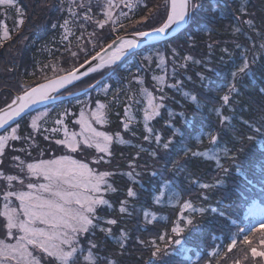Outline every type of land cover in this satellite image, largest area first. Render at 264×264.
Instances as JSON below:
<instances>
[{"label":"trees","instance_id":"1","mask_svg":"<svg viewBox=\"0 0 264 264\" xmlns=\"http://www.w3.org/2000/svg\"><path fill=\"white\" fill-rule=\"evenodd\" d=\"M49 1L53 8L60 9L57 6L58 0ZM46 2L48 1L34 0L20 5L26 15L31 12L37 17V14L46 11L44 9L48 4ZM43 3L46 5L44 6ZM200 4L201 7L195 12L192 22L173 39L157 46L143 48L132 54L111 68L113 70L111 76H104V72L109 68L103 69L100 71L101 74L100 72L94 73L62 93V95L78 93L79 90H75L78 88L81 90L84 83L92 84L104 76V79H101L102 83L107 80L112 82L111 92L117 91L118 95L114 98L112 93V97L108 98L111 102L107 109V126L112 131L117 130L121 125L120 117L125 110L127 95L136 92L139 88L136 78H141L145 87L153 88L150 72L153 66L147 65L143 55L155 47L176 45L171 48L175 49L176 55L170 61L172 73L169 83H174L175 79H179L182 82V91L176 92L165 88L170 98L164 101L166 107L161 109V116L150 124L153 131L161 135V144L157 145L154 136L145 141L143 137L146 133L142 125L135 123L132 128L135 134L133 141L141 147L115 145L113 149L119 165L112 175L116 192L111 197L112 208L109 210L103 208L98 213L103 218L115 219L117 223L111 225L110 236L102 237L100 231L99 233L96 231L94 237L100 246V254L114 260L116 264H204L207 253L224 244L226 237L235 231L231 220L234 219L240 225L249 223L252 217L246 216L247 209L257 203L264 206V150L257 145L249 144L247 140L243 142L245 153L240 155V160L243 162L240 172L243 175L236 174L235 167L224 157L223 151L220 153V165L231 168L226 176L215 161L206 160L201 156L192 157L191 153L188 157H184L186 149L204 151L210 147L207 140L200 144L197 143L195 136L201 131L219 132V147L235 151L239 147L236 140L246 131L242 122L258 120L261 115H264L262 112L264 97L258 95L256 91L260 82L264 80V49H260V44L264 43V0H200ZM242 8L245 12L243 15ZM52 16L46 14L45 18L50 19ZM61 16L62 14L57 17L58 20L62 18ZM238 16L241 19L238 20ZM13 17H15L14 10L10 9L7 17L0 14V19H4L6 24ZM244 20H251L252 24H244ZM27 25L25 22L18 35L12 34L17 43L27 37L23 45L19 47L20 52L16 56L20 64L15 65V81L12 83L21 81L29 87L38 85L66 74L89 59V54L100 50L96 48L93 53H87L77 62L74 59H72L74 62L72 60L70 62L68 49L72 47L70 46L71 40L65 42L61 40L58 22L55 28L44 19L41 25H35L34 22V26L30 28L33 31L24 34L25 37L22 38L20 35L24 33ZM127 28L124 26L115 36L108 37L109 43L116 38L117 34L122 36L129 33L130 28ZM236 28H240L241 31L235 33ZM95 43L98 44V41ZM74 44L77 43L72 45L75 46ZM237 44L241 47L237 48ZM253 50L258 57V62L253 67L254 77L238 85L240 95L236 97L232 94L235 99L230 111L222 106L223 101L220 97L228 92V84L234 67L239 65L243 55L251 58ZM1 53L2 49L0 57ZM185 56H190L192 59L186 62L183 59ZM195 61H200V63H195ZM72 63L75 64L71 66ZM53 66L56 68L55 72ZM128 66L140 69L137 73L133 72L135 68L127 72L125 67ZM7 71L4 69V72ZM198 74L207 79L201 81ZM0 82L3 81L0 80ZM183 92L189 93V96L185 97ZM85 94L55 103L48 108L62 109L67 104L73 111H77V108L72 107L71 104L83 99ZM191 95L197 96L202 107L197 108L191 103ZM216 108H220L222 114L229 117L225 127L219 124V118L215 113ZM169 111L174 114L172 117L169 116ZM181 112L193 122L191 127L186 126L181 117L177 115ZM27 118L28 116L17 123L22 130ZM168 123H171L173 127L169 128ZM173 129H179L182 134L172 137ZM170 137L174 142L165 150L162 145ZM153 152L156 153L155 157L151 155ZM134 154L137 155L134 165L139 174V181L130 182L120 172L124 170L123 168L127 166L126 164ZM124 161H126L125 165H123ZM177 162L183 165L178 170ZM194 180L213 185L217 181L224 183L215 188L201 189L198 184L193 183ZM165 183L168 184L166 193L169 189L177 193L181 197L180 204L188 200L193 203L194 207L204 209L203 212L191 214L194 223L185 226V231L179 237L171 232L174 222L180 217V207L177 201H169L165 197L161 203H156L154 199L159 194L161 185ZM129 188L134 191V197H128ZM204 196H207V199ZM122 201H126L124 213L119 210ZM221 211L229 214L227 220L219 215ZM145 213H148L147 217ZM153 215L156 217L155 220H152ZM183 215L188 216L189 213L185 212ZM148 220L152 222L148 223ZM180 223L183 226V221ZM122 232L126 235L120 238ZM161 235L165 236L166 241L180 239V246L161 242L159 239ZM152 241L162 248L167 247L172 255L154 260L151 256L153 248L150 242ZM121 242L124 245L123 248L120 247ZM236 255L238 256L239 253L237 252Z\"/></svg>","mask_w":264,"mask_h":264},{"label":"snow or ice","instance_id":"2","mask_svg":"<svg viewBox=\"0 0 264 264\" xmlns=\"http://www.w3.org/2000/svg\"><path fill=\"white\" fill-rule=\"evenodd\" d=\"M68 13V18L64 19L60 25L64 29L62 39H68L71 34L69 24H77L80 28L85 29L88 23L95 24L98 29H104L106 25L111 24V31L116 33L117 25L123 28L124 23L121 18L132 21L129 13L135 14L137 8L146 9L147 14L135 21V25H141L151 19L160 16V4L149 6L148 0H58V6L61 11L65 10ZM201 7L200 0H164L163 18L159 26L153 27L150 30H134L131 36L134 38H126L117 34L116 39L111 40L104 47H100L99 51L94 54H89L90 59L85 60L88 68L82 73L83 76H88L89 73H96L102 69H111L117 65L119 61L126 56L127 53L139 47V42L148 37L158 38L165 36L171 31H178L189 25L194 19L195 12ZM9 9H14L17 15L15 27L9 29L4 21H0V48L13 39V33L19 34L21 27L26 22L25 11L18 5V0H0V10L7 17ZM119 9V14L116 15ZM123 9H127L124 11ZM80 10V11H77ZM98 10V11H97ZM215 11V8H213ZM242 15L245 14L244 9H241ZM102 17V18H97ZM237 19H241L240 16ZM83 21V23H79ZM244 24H252L251 20H244ZM55 28L56 25L53 24ZM240 28L235 29V33H239ZM90 36H95L96 33H90ZM79 40L80 37H77ZM88 43L93 44V48L97 44L89 40ZM237 48L241 45L237 44ZM260 49H264V43L260 44ZM85 51L83 47L80 49ZM227 51V49H224ZM76 56L75 52H72ZM173 55H176L173 49ZM186 62L191 60L190 56L183 58ZM93 61H96L93 65ZM258 62V57L255 51H252L251 58L248 55H243L239 65L235 66L231 72V80L228 84V92L220 97L223 101V107L232 110V104L235 97L240 95L238 85L243 84L245 80H252L254 77L253 67ZM200 63V61H195ZM164 65V57L160 56L157 64L158 68ZM183 67V65H181ZM47 67V65H45ZM73 68L65 75H59L54 79H49L46 83H41L31 87H25L22 94L17 95L8 103L5 108H0V158L5 156V149L10 146V142L18 141L21 137L18 135V124L12 126L11 122L17 117L26 113L29 109L34 108L38 104H43L50 99H56L54 93L60 92L61 89H66L67 85L73 81L81 79L80 68ZM212 71V69H209ZM53 71H56L53 66ZM63 71V69H61ZM175 71V69H174ZM200 75V74H198ZM207 79L200 75V80ZM155 93L144 87V81L137 77L136 83L140 85L136 92H131L126 97V106L124 116L126 120H122L123 129L130 130V125L134 122L132 115L131 104L139 105L137 109L142 113V123L144 131L147 133L143 138L145 141L155 137L157 145L161 144V135L155 133L150 126V122L161 116V109L165 108L164 101L169 99L165 88L172 89L176 92L182 91V82L175 79L174 83H169L165 75H154ZM90 87H93L90 85ZM108 91L107 88L104 89ZM257 94L264 97V80H262L257 88ZM185 97L189 93H182ZM191 103L197 108L202 107L196 95L190 96ZM109 105L97 101L95 108L86 112L82 109L78 119L74 121L80 126L79 132H69L67 127L63 128L64 138L56 139L57 145H62L67 149L68 153H85V150H94L96 156L91 159V164L99 165L101 163H110L106 157H110L112 152L110 146L115 141L119 144H124L125 141L121 138L120 133L115 136L108 134L106 131L98 130L94 125L103 126L108 122L107 109ZM264 112V109H262ZM216 116L219 118L221 127L226 126L229 117L222 114L220 108L215 109ZM48 115L47 112H42L31 120L30 127L37 131L39 130L38 122ZM174 114L169 111V116ZM182 122L191 127L192 121L185 117V113H178ZM139 123L140 121H136ZM243 126L246 128L245 133L241 134L236 140L239 145L232 151L230 149L219 147L220 133L216 131H201L195 136L197 143H203L207 140L210 147L204 151H192L186 149L184 157H188L191 153L192 157L201 156L209 161H215L218 167L225 176L231 171L230 167H222L220 165V153L223 151L224 157L231 161L232 166L236 169L237 175H243L240 172L242 161L240 155L245 153L243 142L247 140L249 144L257 145L261 150H264V115H261L258 120L243 121ZM56 125H63V116L55 121ZM167 126L172 128L173 125L168 123ZM57 127L50 130L56 133L59 131ZM179 129H173L172 137L181 135ZM170 137L167 142L163 143L162 147L167 150L174 142ZM25 139H31L26 137ZM45 140L49 136L44 137ZM24 151V149H17ZM102 154V155H99ZM43 155V153H41ZM153 157L156 153H151ZM135 159V157L133 158ZM12 160L16 163L14 167L19 169V173L23 174V178L18 174H5L0 170V181L6 182V187L0 186V231L3 235L0 236V264H116V262L107 257H103L99 252V244L95 243L90 236L98 230L105 233L106 236L111 235V229L103 227V224L114 225L117 223L115 219H104L98 213V209L103 206L109 208L112 205L105 198L106 192H114L115 188L108 183L107 178L114 175L110 171H98L90 166L85 160L74 158L71 155L63 154L49 159H40L35 162H26L18 156H13ZM0 164L3 160L0 159ZM132 167V165H130ZM183 167L177 162V170ZM131 178L132 173H128ZM155 175V173H152ZM18 183L21 187L16 188L13 182ZM198 184L201 189L215 188L222 186L223 181H217L215 185L208 183ZM168 184L161 185L159 194L155 196V202L161 203L165 197L169 200L177 201L180 207V217L174 222L171 232L179 237L185 231V226L192 225L194 220L192 213L203 212L204 209L194 207L191 201L185 200L182 204L179 203L181 197L172 192L171 189L166 193L165 189ZM128 197H134V191L129 188ZM203 195V194H202ZM207 199V196H204ZM126 201L121 202L120 212L124 213ZM216 211V209H213ZM188 212V216L183 213ZM219 215L228 219L229 214L219 212ZM252 220L244 225L237 224L233 219L231 224L235 226V231L231 232L226 237V242L219 247L207 253V259L204 264H264V210L259 213L251 212ZM148 213H145V217ZM156 217L153 215L152 220ZM152 220H148L151 223ZM180 221H183V226ZM126 234L121 233L123 238ZM161 242L166 244L175 243L181 244L180 239L166 241L164 235L159 237ZM87 240V247L84 246V241ZM153 248L151 253L152 258L158 259L162 256H170L167 247L162 248L156 245L155 241L150 242ZM120 247L124 245L121 242ZM239 253L237 256L236 253ZM231 254V255H230Z\"/></svg>","mask_w":264,"mask_h":264},{"label":"rangeland","instance_id":"3","mask_svg":"<svg viewBox=\"0 0 264 264\" xmlns=\"http://www.w3.org/2000/svg\"><path fill=\"white\" fill-rule=\"evenodd\" d=\"M28 1H34V0H18V5H20L21 3L27 4ZM46 1H48V2H46V3H48L47 7L45 6L46 4L43 3V5L45 6L44 9L46 11H44L43 13H40L39 15L37 14V17H35L34 13L32 14L31 12L27 15L25 14L26 15V22L28 25H27L24 33H21L22 35H20V36H22V38H23V37H25L24 34H29L30 32H32L33 30H31L30 28L32 26H34L33 25L34 22H35V25H41L43 23V19H44V21L48 22L51 25V27H53V24L56 25V23L58 22V27H59L58 32H59L61 40H64L63 42H65L67 40H71L70 46H72V47H70L68 49V51L70 53V59H69L70 62L73 61L72 59H74V61L77 62L78 59L80 60V57L87 55V53H93V51L96 48L102 47L103 44H105V43L108 44L109 43L108 37L115 36V34L121 28V27H119V25H117V31H116V33H113L111 31V28H112L111 24L106 25L105 28L101 30V29H98L95 24L88 23L85 25V28H86V30H85V29L80 28L77 24L70 22L69 28L71 30V34L68 35V39H66V40L62 39V36L64 35V29L61 28L60 25L63 24L65 18H68V13L66 11V5H65V10L61 11V9L57 10L58 7L53 8L52 3L49 0H46ZM148 3H149L150 7L155 5V4L161 5L160 16L156 17L155 19H151L150 21H147L141 25H135V27H134L135 21L140 19L141 16L147 14L146 9L137 8L134 15L132 13H129V16L132 17L131 22H129L127 19L121 18L123 20L124 26L125 27L127 26L128 28H130V30H128L129 33L122 35V37L126 36V35H131V32L136 30V29H138V30H150L153 27L159 26V23L161 22V20L163 18L164 0H148ZM20 7H22V6L20 5ZM10 10H14V9H10ZM123 10L127 11V9H123ZM54 11H56V12H54ZM77 11H80V10H77ZM53 13H54V16H52ZM0 14H3L2 10H0ZM46 14L52 16V18H50V19L45 18ZM61 14H62V16H61L62 18L58 20L57 17L60 16ZM118 14H119V9L116 12V15H118ZM14 15H15V17H13L12 20L8 24H6L10 30L15 27V20L18 18L16 13H15V10H14ZM97 18H102V17H97ZM0 21H5V20L0 19ZM79 23H83V21H79ZM93 32H95L96 35L90 36L89 34L93 33ZM77 37H80V39L78 40ZM26 39H27V37L20 40L18 43H17V41H15L16 39H13V41L11 43L8 44V42H7L4 45V47L0 48V50L2 49V53H1V57H0V80L3 81L2 83L0 82V107L2 106V108H5V106L8 103H10L11 100L15 98V96L22 94V91L24 90L25 87H29L21 81H19L18 83L17 82L12 83L13 81H15V70H14L15 65L20 64L18 57L16 60V56H17L18 52H20L19 47L23 45V43L26 41ZM114 39H116V38H114ZM89 40H92L93 43L98 41L97 47L93 48V44L88 43ZM73 43H77V44H74L75 46H73L72 45ZM175 46L176 45L173 44V46H170V47H166V46H161V47H157V48L155 47L143 55V59L146 61L147 65L153 66L151 68L152 70H150V72L152 74L151 86L153 88H151V87L150 88L147 87V88L149 90L153 91L154 93H155V87H154L155 81L153 80L154 75H156V76L165 75L167 82L170 81V75L172 73L171 72L172 67L170 65V61L174 57L173 50L171 48L175 47ZM81 47H83L85 49V51H81L80 50ZM72 52H75L76 56H73ZM160 56L164 57V65L161 66V68H158L157 64L159 62ZM126 59H124V60H126ZM120 63H118V64H120ZM73 64H75V63H72L70 65L72 66ZM117 65H114L113 67H115ZM4 69H5V71H7V70L8 71L4 72ZM133 69H134L133 72L137 73L140 68L131 67V66H128L127 68L125 67V70L127 72H131V70H133ZM102 70H100V71H102ZM100 71H98V72H100ZM101 73L102 72H100L99 74H101ZM92 74H94V73H92ZM112 74H113V70H111V69H108L106 72H104V76H108V75L111 76ZM87 77H85L84 79H86ZM103 77L101 78L102 80L104 79ZM4 78H6V80ZM101 79L95 81L92 84H89L88 82L84 83L82 85L81 90L79 88L75 90V91L79 90L78 92H80V91L82 92V91L87 90L86 92H84V94L85 93L86 94L84 95L83 99L75 102L74 104L73 103L71 104L72 107L77 108V111H73V109L69 105L65 104V106H63L62 109L45 108V109H42V110H39V111H36V112L30 114L27 118L26 125H25L24 129L22 130V128L20 126L18 127V135L21 137V139L18 141L10 142V146L5 149V156L0 158L3 160V164H0V170H2L5 174L21 175L23 178V174L19 173V169L13 166L16 163L15 161L12 160L13 156H18V157H20L21 160H24L26 162H35V161H38L40 159H49V158H53V157H56L59 155L68 154V155L73 156L74 158L85 160L86 162H89L90 166L96 168L98 171H105L106 170V171H110V172L115 173L116 170H114V169L119 167L118 162H117L116 157L114 156V152H113L115 145H118L119 147H123L125 145H134L137 147H141V145L134 143L133 136H135V134L133 133V130H132L135 123H137L136 121H140L139 123L142 125L143 130H144V126L142 123V113L137 110L139 108V105H136L135 103L131 104L134 122L130 125V130H128V131H125L123 129L122 123H121L120 127L114 131H112L107 126L108 122L103 126L94 125L95 127H97L98 130L106 131L108 134L113 135V136H115L116 133H120L121 138L125 141L124 144H119V143H116L114 141L113 144L110 146V151L112 152V155L110 157H106V159L110 160V163H101L99 165L91 164L92 157L98 155L95 153L94 150H87L86 149L85 153H80V152L68 153L67 149H65L62 145H57L55 143L56 139H63L64 138V133H63L64 127H67L69 132H79L80 126L75 124L74 121L76 119H78L79 113L82 109H84L86 112H89L90 110L95 108L97 101H99L101 103L110 104L111 101L108 100V98L112 97L111 96L112 93H113L114 98L118 97L117 91L111 92V90H112V84L111 83L112 82H109L107 80V81L102 83ZM90 85H92L93 87H90ZM139 87H140V85H139ZM105 88L108 89L107 92L104 91ZM88 92H91V93L87 94ZM42 112H47L48 115L46 117H44L41 121L38 122L39 130L34 131L30 127L31 120L33 117L39 115ZM124 112H125V110H124ZM107 114H108V112H107ZM61 116H63V125H56L55 121L58 118H60ZM122 120H126L124 113L120 117V121H122ZM153 121H151L150 124ZM13 126H16V124ZM53 127H57L60 130L57 131L56 133H52L51 131H45V129L50 130ZM46 135L49 136L48 140L44 139V137ZM26 137H31V139H25ZM17 149H24V151H17ZM41 153H43V155H41ZM99 155H102V154H99ZM134 157L136 158L137 155L134 154L133 158ZM133 158L127 164H126V161L123 162V165L126 164L127 166L123 168L124 170L122 172H120V174H122L130 182L139 181V179H138L139 174L136 171L137 168H136V165H134L135 159H133ZM130 165H132V167H130ZM130 172L132 173L131 178L128 175V173H130ZM112 179H113V176H110L107 178L108 183H110L113 186V188H115V191L114 192H106V194H105V198L109 201V203L111 205H112V203L110 202L111 197L116 192V187L114 186ZM13 183L15 184L16 188L21 187L15 181ZM0 186L6 187V182L0 181ZM165 191H166V189H165ZM0 206H2V201H0ZM103 208H106L109 210L112 207L109 208L107 206H103L101 209H103ZM101 209H98V211H100ZM262 210H264V206L262 204H259V203L254 204L247 209L246 216L252 217L250 215L251 212L259 213ZM0 219H2V218H0ZM104 219H111V218L106 217ZM102 226L107 227V228L111 227V225H106V224H103ZM98 233H99V231H98ZM100 233L102 234V237L106 236L105 233H102V232H100ZM2 235H3V232L0 231V236H2ZM94 236H96L95 233H94V235L90 236L89 239H92L95 243H98V241L95 239ZM120 238H122L121 235H120ZM84 246L87 247V240L84 241ZM174 246L179 247L180 245L175 244Z\"/></svg>","mask_w":264,"mask_h":264},{"label":"water","instance_id":"4","mask_svg":"<svg viewBox=\"0 0 264 264\" xmlns=\"http://www.w3.org/2000/svg\"><path fill=\"white\" fill-rule=\"evenodd\" d=\"M186 27V26H185ZM184 27V28H185ZM180 29L178 31H171L169 30V33L165 36H161V37H158V38H154V37H148V38H145L144 41L142 42H139V47L132 50L131 52L127 53L126 56L124 58H122L121 61H119L118 63L122 62L124 59H126L128 56L132 55L133 53L137 52V51H140L142 48H147V47H151V46H156L162 42H165V41H169L171 39H173L174 37H176L181 31H183V29ZM123 37H126V38H134L132 37L131 35H126V36H123ZM93 65H95V63H97L96 61H93L92 62ZM117 63V64H118ZM84 64V67L83 68H80V72L78 73L79 75H81V79L80 80H77V81H73L72 84H69L67 85L66 89H61L60 92L58 93H54L53 95H55L57 98L56 99H50L48 101H46L45 103L43 104H38L36 106H34V108L32 109H29L26 113L22 114L20 117H17L15 121L11 122L12 126L17 124L19 121H21L23 118H25L26 116L36 112V111H39L41 109H44L46 107H49L55 103H58V102H61V101H64V100H67L69 98H73V97H76V96H79L81 94H83L84 92H86L87 90L85 91H80L78 93H73V94H68V95H63L61 96V94L66 91L67 89H69L70 87H72L73 85H75L76 83H78L79 81L83 80L85 77L87 76H83L82 73L85 72L88 68V64ZM92 73H89V75H91ZM65 75V74H64ZM88 75V76H89ZM54 79V78H53ZM47 82V81H46ZM46 82H43V83H46ZM89 90V89H88ZM16 97V96H15Z\"/></svg>","mask_w":264,"mask_h":264}]
</instances>
